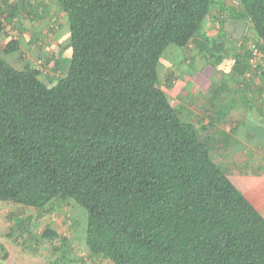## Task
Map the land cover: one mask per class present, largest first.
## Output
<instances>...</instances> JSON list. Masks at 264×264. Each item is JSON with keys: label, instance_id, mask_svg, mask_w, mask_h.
<instances>
[{"label": "trees", "instance_id": "trees-1", "mask_svg": "<svg viewBox=\"0 0 264 264\" xmlns=\"http://www.w3.org/2000/svg\"><path fill=\"white\" fill-rule=\"evenodd\" d=\"M52 2L66 19L65 72L42 80L0 56V202L24 211L7 238L48 242L47 264H264V217L212 157L233 140L236 126L220 140L215 130L236 98L223 82L214 121L191 104L207 119L184 117L172 102L178 80L157 73L173 46L195 51L205 79L235 75L234 93L264 89V0ZM18 16L0 0V36ZM225 23L239 25L236 39ZM8 39L11 54L18 41ZM61 66L59 57L52 70ZM60 209L80 253L38 230Z\"/></svg>", "mask_w": 264, "mask_h": 264}, {"label": "rangeland", "instance_id": "rangeland-1", "mask_svg": "<svg viewBox=\"0 0 264 264\" xmlns=\"http://www.w3.org/2000/svg\"><path fill=\"white\" fill-rule=\"evenodd\" d=\"M52 1L53 0H7V4L15 5L20 16H18V20L6 24V35L0 36V56L16 68H22L25 64H30L38 68L41 72L43 71L40 75L42 80L46 77H60L65 72L66 60L68 57L70 58L71 54V50L66 48V46H61L63 44L66 45V19ZM227 1L230 6H233V3H235V0ZM42 6H44L45 13L43 16H39L38 13ZM233 9L232 14L234 13L235 15L237 8ZM225 25L228 26L227 30L229 31L231 25L228 23H225ZM224 34L225 37L230 36V33L224 32ZM10 37L18 41V50L11 54L6 51L7 42L9 41L8 38ZM53 43H59V46L55 47ZM46 53L48 54L49 60H51L49 66H44L42 64V58L45 57L44 55ZM53 53L56 58L53 56ZM186 53L184 49L175 48L173 46L168 47L159 59L157 73L163 83L166 79L171 78V76L173 79L176 78V81L178 80L173 91L175 98L172 97V99H174L172 102L178 105V107L182 106L184 108V117L191 116V113H195V111H199L198 113L196 112L197 115H202L201 110H195L190 104L196 108H203L202 106L206 104L205 101L209 96L208 99L213 106H207V103L203 110L212 109L211 112L208 113V116H210L208 119L211 120V118H213L214 121V114L218 111L215 110L223 106V95H221L223 93L220 94L222 90L221 81L213 82L211 79V77H215L213 72L209 73L205 79L206 73L201 74L204 66L203 61L199 59L194 50H192L191 53ZM196 56L197 58H195ZM59 57L62 59V73L52 70L55 60ZM226 66L230 67V65ZM218 72L221 73L220 71ZM182 86H185L183 91L191 92V95L186 96L183 91L181 92ZM189 86H191L190 91L188 90ZM173 93L171 92L172 96ZM177 95L183 98L179 99ZM168 96L171 97L170 94ZM191 96H194L193 99H190ZM192 100L198 103L199 106ZM202 102L204 104H202ZM240 114H242V112H240ZM203 118L207 119V117ZM198 119L199 117L194 115L193 121ZM215 133L218 135L217 129ZM215 155L217 156V154L213 153L212 157L218 162ZM219 159L220 166L224 168L225 165H222V163L225 164L226 161L223 156ZM230 178L236 188L241 193H245L248 197L252 191L255 190L257 192L261 189V183L256 179L252 180L251 178H247V176L239 177L236 175H231ZM23 214L24 211L19 210V208L0 202V245L3 246L2 249H0V264H47L46 260L50 257L52 252V248H50L52 246L48 242L43 241L38 246L34 247V242L28 240V237L18 232H14L13 237L7 238V234L10 233V230H14L16 227L14 222L21 218ZM47 217L48 218L43 221L42 227L38 230H42L43 227H50L60 235H64L69 243L74 242L75 250H73L72 255L82 252L84 248L83 242L79 240L73 241L72 237H69L70 234L67 233L66 227L68 226V219L66 218L68 216H66V211H61L60 209L57 213H52L47 215ZM34 236H39L38 231ZM59 244L60 242L57 241L55 245L59 246Z\"/></svg>", "mask_w": 264, "mask_h": 264}, {"label": "crops", "instance_id": "crops-1", "mask_svg": "<svg viewBox=\"0 0 264 264\" xmlns=\"http://www.w3.org/2000/svg\"><path fill=\"white\" fill-rule=\"evenodd\" d=\"M44 13L45 10L42 6L38 15L43 16ZM33 14L37 15L35 13ZM16 20H18V18ZM209 26L208 24V27ZM237 27H239V25L233 24L229 27L230 30L228 31L235 39L237 38V32L235 31ZM216 33V30L211 28L208 35L213 38L217 35ZM221 73L215 71L213 73L215 77H211V79L213 82L221 81V85L225 82V96L227 97L228 94L231 96L234 95L233 97L236 98V101L235 108L231 112V117L228 116L224 122L222 121L216 127L219 134L218 139L220 140L223 137L221 134L223 131L227 132L235 126L236 128L234 134L231 135L233 140L227 141L225 147H223L221 143L213 153L217 154L215 158L218 159L217 163L219 166V158L223 156L226 162L225 164L222 163V165H225V167L223 168L220 166V168L224 170L228 176H247V178H251L252 180L256 179L261 183V189L257 192L255 190L252 191L249 196L250 198L245 195V193L244 196L264 217V89L256 88L254 92L246 89L244 92L234 93L233 89L237 84V77L235 75H225L223 72ZM190 87L191 86L188 87L189 91L191 89ZM221 93H223V89L220 91V94ZM208 98L205 103H208L207 106H211ZM195 104L199 106L198 103L195 102ZM202 104L204 103L202 102ZM206 104L203 106L201 105L203 109ZM211 110L212 109L208 110V112H211ZM196 112L198 113L199 111H195V113ZM240 112H242V114H240ZM199 116L203 118L208 115L206 116L202 113V115Z\"/></svg>", "mask_w": 264, "mask_h": 264}, {"label": "built area", "instance_id": "built-area-1", "mask_svg": "<svg viewBox=\"0 0 264 264\" xmlns=\"http://www.w3.org/2000/svg\"><path fill=\"white\" fill-rule=\"evenodd\" d=\"M257 56V55H256Z\"/></svg>", "mask_w": 264, "mask_h": 264}]
</instances>
